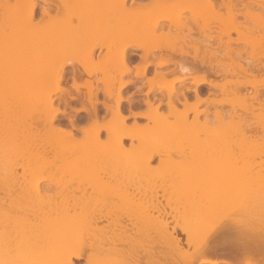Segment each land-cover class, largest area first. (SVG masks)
<instances>
[{
    "label": "bare ground",
    "instance_id": "6f19581e",
    "mask_svg": "<svg viewBox=\"0 0 264 264\" xmlns=\"http://www.w3.org/2000/svg\"><path fill=\"white\" fill-rule=\"evenodd\" d=\"M84 1L82 0V3ZM86 1L87 2L82 5H86L85 7L87 9L88 7L91 9V6L93 7L95 5L94 7L96 10L100 11L103 7L96 6H105L107 2L114 3L115 0ZM184 1L186 0H151L148 3H143V8L146 10L150 8L151 10L147 12L149 15L144 14L143 18L139 19L138 16H134V13L133 15L131 14V16H127L129 15L128 13H130L129 11L132 7H130V10L128 9L127 11L126 0H118L117 7L119 6V9L117 7L116 8L119 11H116L118 13H116L117 16L116 14L113 15L108 12L106 13V11H104V13L107 15L103 13V16L101 15V12H98L99 14L96 16L95 13H92L93 9L95 12V8H92V11L88 9L89 12L91 11L89 13L83 6L85 8L84 11H86V14L88 13L89 16L87 15L88 19L87 17L81 18V21H83H80L82 23L80 26H73L72 24L70 26V21L68 23L66 21L64 26L59 23L53 25L49 20L41 25L42 30H45L48 27L52 28L53 26L59 28L64 27L60 32L58 31L56 34H53V36L55 35L54 37L58 34L57 38H54L56 43H54L55 41H52L55 46L57 45L59 47L62 45L65 47L67 46L66 48H68V46L72 47V45L77 46L78 44V46L94 45L109 48V53H107L109 55L104 57V61H106V63L108 62L109 66L111 63L114 64L112 65L114 67H110L112 70L114 69V72L107 76L106 69L109 71V67H106V69L103 68V66L98 67L100 63L97 65L98 69L97 67H91L90 65L87 66V62L92 59L94 49L79 50L80 53L81 51L84 53V55L83 53L79 55H83V59L85 58L84 61H86L87 64H85L84 67L87 69L89 74L91 73L90 68H93L94 70H101L105 73V77H102V79L99 80L103 81L102 83L105 84V88L103 87L104 90L103 88L102 90L103 92L105 91V95L108 94L106 97L110 95L111 98L113 94L112 90L115 91L116 89V93H114L116 94L114 100L116 101L115 106L113 105L114 108L112 106L114 103H110V105L105 99V101L102 102L107 114H112L111 118L107 121L104 120V116L100 115L97 109V104H95L96 102L93 103V98H90L93 97V95L88 97L89 102H91V108H86L84 106L89 118L93 120L96 127L112 129V135L111 137H107L104 146L93 152L96 154V160L95 172L92 180L90 181L91 183L102 184L103 181L100 180L99 176L102 172H116V175H129L131 172V175H133L135 171L137 174L139 169L140 171H143L141 168H145V172L149 170L148 168L150 167L151 161L156 155H163L162 150L153 149L150 153L143 154V156L139 158L140 160L137 159L130 164L125 162L124 155H127L134 148L138 147L133 145L128 147V145H126V140L138 139L140 147L147 149L150 148V138L148 139L147 136L145 137V135L143 136L142 134H133V132L130 133L129 130H131V128H129L126 124L127 119L130 116H133L135 119L138 117H146L149 119L154 117V119H163L160 117L167 118L168 114H174L184 119L187 118L191 112H193L196 125L195 128L202 130H195V128H193L194 130L192 129V132H190L191 134H189V136L192 138L190 154L192 156L190 160L187 161L186 159L180 167V171L190 172L193 169V160H195L199 155L205 156L210 153V150L214 148L213 142H215V139L216 141L218 139H220V141L222 140V134L224 133L222 132V126L226 115L224 104L226 103L227 97L231 93L242 92V89L246 88L247 82L245 81V78L247 80V76L253 75L254 71L260 68L259 65H253L250 67L240 61L241 56L244 54V48L239 49L233 46V43H238L240 38H232L231 32L236 31L239 34H242L244 31H251L250 23L253 16V9L256 6L259 7L261 13L260 16L264 19V8L261 4L256 3L255 0ZM198 1H200V3H198ZM29 2L30 0H25L23 3L29 4ZM31 3L34 4L33 2ZM76 3H78V1ZM171 3H178L184 7L176 10H168V12L163 15H159L161 10L160 7H153L155 5H167ZM63 6V10H67L68 7L65 6V4H63ZM109 8L108 11L111 12V8L110 10ZM45 9L49 14L50 11H48L46 7L44 10ZM72 9L75 10V6ZM114 9L115 8L113 7V10ZM70 10L69 12L66 11L67 14L73 12V10L71 12ZM77 10L78 9L74 12ZM133 10H135V8H133ZM84 11L81 13H85ZM187 11L191 14L187 15ZM124 12L125 14H123ZM93 14L97 17L96 20H94ZM240 17H243V20L240 19ZM25 18L29 24H33L31 15L26 13ZM49 18H51V16ZM166 20L169 21V24L165 22ZM35 24L36 23H34V25ZM83 25H85V27ZM145 25H148V27L145 28ZM262 25L264 24L260 23L259 28H262L263 30L264 28ZM79 27L80 31L78 32L77 30H79ZM81 27H84V31L82 32L81 30H83V28L81 29ZM176 28L179 30L178 33H176L178 35L174 34V31L172 32V29ZM80 33L83 35L81 34L80 36ZM193 33H199V36L195 37L193 36ZM71 34L73 36H71ZM59 36L61 37L59 38ZM52 38L53 37H50L49 39L51 40ZM165 38H172L174 41L176 40L178 42L183 41V43L187 44V46L189 44L188 41H190L192 45H189V47L191 46V48H193V52L191 53L192 50H183L185 48L180 50V52H178L182 57H180V61H175L172 57L168 60H161L160 62L149 60L150 55L153 53L148 47H151L152 44H158L157 46H160L161 44L158 42H161L162 39L166 40ZM44 39L45 41L47 40L45 43L53 45L48 38ZM261 41L264 43L263 34L261 36ZM171 43L166 44L171 47ZM115 45L120 48L119 50L112 52V49H110L109 46ZM180 46L182 45L180 44ZM138 47H144L143 49L146 50H144V53L140 55L142 62L133 66L128 61L130 57L128 56L129 49ZM172 48L174 49V45ZM58 50L60 51L59 54L61 53L58 56L59 58H62L61 60L58 58L57 63L58 65H63V67L65 61L69 59L73 60L74 57L76 59L77 56L80 57L79 55H74L76 53L74 52L75 50H72L74 54H72L73 52L71 53V49H63V53L60 48ZM72 55H74V57ZM68 56L72 58H67ZM188 56L191 57L192 60L188 59ZM64 58L67 60H63ZM106 58L110 59L107 60ZM114 60H118V62L114 63ZM169 63H175L176 67L174 70L180 73V76L176 77L173 81L165 80L163 82H159L156 80V77H154L148 79L146 82H142V86L137 81L140 76H146L149 66L156 65L157 67H161ZM63 69L64 68L60 69V80H62ZM133 69H136V76H139L138 79L123 81L121 76L123 78L124 74L132 72ZM155 72L156 75L159 74L157 70H155ZM168 72L169 71L162 73L163 79H165ZM117 74L120 78H117ZM220 76L223 77L222 80H218L216 78ZM176 82L181 85L176 86ZM113 85L115 86V89H112L114 88ZM130 85L135 86V94H146L147 97L146 99H142V102L147 107L145 112H134L131 109L129 116L124 113L122 108V103L127 99V97H123L122 91ZM86 86L89 87V95L92 94V83L89 84L87 82ZM76 88L79 91L80 85L78 83ZM157 88H164L167 92L156 93L152 98H150V93H154ZM219 94L221 97H219ZM95 95H97L96 92ZM250 99L252 112L255 109L264 107L263 90L254 91L253 94L250 95ZM127 100H129L130 106L134 103L130 96ZM96 101L97 103L99 102L98 99ZM204 103L208 105L207 107L201 109L200 106ZM164 104L168 106V114L160 112V108ZM180 105L182 107H180ZM212 105L214 106V110L211 109ZM33 111L34 110H26L21 120L20 137L22 146L17 149V152L10 153L8 150L6 151V149H2L0 147V161H3L1 162V166L4 163L5 166L7 165V168H5L6 174L4 176H0V190L5 192V196H0V210H2L6 205L8 206V209H12V224L10 226L12 229H15L18 221L21 225L28 226L36 223L39 219V216L35 212L29 213L25 210L23 197L26 186H31L33 194L39 195L40 199L45 202H52L55 201L57 197H62L60 192H48L47 194L40 193L39 185L41 182H47V176L44 172H41L39 176L35 175V153L33 152V149L35 148L40 152H55L57 148L55 144L50 142L37 143V140L42 135L43 130L39 127H33ZM202 115V120H204L200 121V117ZM81 120L83 121V119ZM57 122L54 125L55 127H64V125ZM88 123L89 120L85 122V125H80L82 124L81 122L77 123L75 129L73 130V135L75 136ZM136 123L137 122L134 123V126ZM200 131L207 132L210 137L200 138ZM213 131H216V136L214 134V138L211 137ZM151 134L152 133H150V135ZM87 138L88 137H85L84 140H89V138ZM212 138L214 140H212ZM81 144H85V141ZM16 168H22V173L17 174L15 172ZM151 169L152 167H150V170ZM219 178L220 177H217L216 180ZM169 186L172 190L177 189V187L171 185V183ZM107 188L116 195H122L123 198H126L129 202L134 204L137 210L126 213V218L122 224L117 226L113 222V227L116 229V240H114L109 247H103L94 237L96 233L103 231L108 225L90 223L82 227L73 239L72 244L63 247L59 257L61 264H79L78 260L82 259H84L85 264H98V261L100 260L105 261L106 264H163L165 261L166 262L164 264H264V239L254 235L248 236L247 233L245 234L247 228L244 232L242 231V228L237 225H235V227H231V225L229 227H227V225H224V227L219 226L220 228L216 231L213 229L214 237H210V239L206 241H204V239V242L200 241L197 243L195 241V243L194 239H192L190 229L180 222L178 216L176 215V208L171 207V197L164 193L159 195L158 192H155L150 195V204H136L138 192H119L114 187ZM238 190L239 188L237 191ZM193 191L194 188L191 192ZM177 200L178 199L174 200L175 204L178 203V206H184V208L186 207L185 205H182L181 202L179 203V200ZM188 206L190 205H187L186 208H188ZM167 208H169V211ZM19 209L25 211H20ZM53 210L52 205L49 204V211L51 212ZM63 211H65L63 212L65 217H71L78 214L75 208L65 207ZM172 222L175 223L173 226L170 225ZM179 229L183 234L187 235L186 242H184V240L177 234V230ZM154 234H156L158 238L163 239V242H159L158 240L157 242L158 244L160 243L163 245V247L160 245V248L168 250L170 256H168L167 250L165 252L164 249L162 250L163 252L159 251V249L157 250V242L155 240H153L155 243L150 240V244H148L146 248L144 247L143 250L141 249L142 252L140 248L138 249L137 244L142 243V239L148 240L149 238H152ZM58 240H61V238L57 236H53L50 239V245L53 249L59 245L57 244ZM186 246L188 248H186ZM190 246H193L192 250H190ZM165 253L167 254L165 255ZM12 254L13 252L11 249H6L3 252L5 259L11 258ZM162 257L164 259H161ZM0 264H3V261H0Z\"/></svg>",
    "mask_w": 264,
    "mask_h": 264
},
{
    "label": "rangeland",
    "instance_id": "374dc122",
    "mask_svg": "<svg viewBox=\"0 0 264 264\" xmlns=\"http://www.w3.org/2000/svg\"><path fill=\"white\" fill-rule=\"evenodd\" d=\"M24 1L23 0H21V1H18V0H0V5H3L6 3H23ZM77 1H78V3H76ZM107 1H110V0H107ZM117 1L118 0L114 1L116 7L118 4ZM150 1L151 0H126L127 11L130 7H132L131 10L129 9L130 10L129 11L130 13H128L129 15H127V14L126 15L131 16V14L133 15V13H134V16L135 15L138 16L139 19L143 18L144 14L149 15V14H147V12H149L151 9L149 8L146 10L145 8H143L144 6L142 4L148 3ZM186 1H188V0H186ZM186 1H184V2H186ZM190 1L194 2L195 0H190ZM255 1H256V3L261 4L264 8V0H255ZM31 2H33L39 8V12H36L34 10V14L36 15L37 19L35 21H33V24L36 23L37 26L42 24V23L44 24L48 20L53 25H56L57 23H59V24H63L62 26H64L66 24V21H67V23L70 21L69 22L70 26H71V24L73 26H75V25L80 26V24H82L81 22L83 21V20L81 21V18H86L88 15V13L86 14V11L88 9L91 10L92 8H95L94 7L95 5L93 7L91 6V9L89 7L87 9L85 7L86 5L85 6L82 5V4H85V2H87L86 0L83 3H82V0H30L29 3L32 4ZM111 3H112V5H114L113 2H111ZM111 3L107 2L105 6H107L108 4L111 5ZM198 3H200V1H198ZM25 4H28V3H25ZM63 4H65V6H67L69 9L67 8V10L66 9L63 10L64 9ZM81 5H82V7L84 6L86 8V11H84V9H85L84 7L82 9ZM74 6H75V10L78 9L76 11L77 13L74 12L75 10L72 9V8H74ZM45 7L50 12L48 14L47 20L41 21L39 19L40 18V12H43ZM116 7H114L115 8L114 10H113V7H110L111 12L108 11L109 7H105V8L103 7V9H101L100 11H97L95 8V12L93 9L92 13H95V15L97 16L99 14L98 12H101L102 14L101 13L100 14L103 15L104 11H106V13L108 12L109 14L111 13L114 15L117 13L116 11L119 9L118 8L119 6L117 7L118 9ZM70 8H71V10H70ZM110 8H109V10H110ZM133 8H135V10H133ZM155 8H157V7H155ZM160 9L161 10L159 12V15L160 14L163 15L166 12H168V10H171L169 8H166V7H160ZM69 10H70V12L73 10L74 13L71 12L70 14L69 13L67 14V12H69ZM89 10H88V12H89ZM102 10H103V12H102ZM83 11L85 13H81ZM26 13H27V11H26ZM117 14H116V16H117ZM123 14H125V12ZM186 14L190 15L191 13L189 11H187ZM260 14H261L260 9L258 6H256L253 9V16H252V20L250 23L251 31H244V32H242V34H239L236 31L231 32L232 38H235V39L240 38L238 43H236V42L233 43V46L235 48H239V49L244 48V54H243V56H241L240 61L244 64H247L250 67H252L253 65H259L260 68L258 70H255L253 75L247 76V80L245 78V81L247 82L246 88L242 89V92L231 93L227 97L226 103L224 104V110L226 112V115H225L224 124L222 126V129H223L222 132H224L222 134L223 135L222 138L219 134V136L222 140L220 141V139H218L216 141V139H215V142H213L214 148H212V150H210V153L206 154L205 156L199 155V156H197V158L195 160H193V169L195 167H197L198 165H201V164L207 165L211 169L215 186L219 187L222 190V192L224 193L227 202H226V206L224 207V209L221 213L216 215L213 219H211L207 223H205L203 225L199 224L197 222L195 216L192 214V212L189 208L190 206H188V208H186L187 206L184 208V206L183 207L178 206L177 205L178 203L175 204L174 200H176V199H178L179 201L178 200L177 201L180 203L181 191H180V189H178V187L174 183L172 184V182L169 179H167V175L170 172L180 171V167H181L182 163L185 162L186 159H187V161L191 159L192 155L190 154V151H191L190 147L192 146V142H191L192 138H190L189 134H191L190 132H192V129L196 127L195 121H194V113L191 112L187 116V118H184V119L182 117L174 115V114L169 115L168 114L169 113L168 106L164 104L160 108V112L163 114H168L167 118L160 117L163 119H159V118L155 117L157 119H154V117H151L153 119H151V118L149 119L146 117H138L137 119H135L133 116L131 117L129 115L131 109L134 112L135 111L145 112L147 106L143 104L142 99H146L147 96L145 93H142V94L136 93L135 94L134 91L136 89H135L134 85H130L127 88L123 89V91H122L123 97L125 96L128 99L130 96L134 102L131 104V106H130L129 100H127V99L122 103V108L124 110V113L126 115L130 116L127 119L126 124L129 128H131V130H129L130 133L131 132H133V134L138 133V134H142L143 136L145 135V137L147 136L148 139L150 138L149 139L150 140V143H149L150 148L147 149V148L140 147L139 146L140 142L138 139L126 140V145H128V147H130L131 145L138 146V147L134 148L127 155H124V160L127 164H130L137 159L140 160L139 158L141 156H143V154L150 153V151H152L153 149L162 150L163 155H156L155 156V158L153 160H155L156 163L153 164L152 163L153 160L151 161L150 167H152V169L150 170V167H149L148 168L149 170H147L149 172H147V171L144 172V170H146V169L141 168V170H143V171H140V169H139L138 173L136 174V171H135V173L133 175H131L132 174L131 172L129 175L128 174H125V175L117 174L116 175L115 174L116 172H112L113 174L110 172L109 173H103L102 172L99 174L100 180L103 181L102 184L106 185L107 187H114L119 192H138V198L136 200L137 201L136 204H140V203L150 204L151 203L150 195L154 194L155 192H158L159 195L164 193L167 196L171 197V199H172L171 207L176 208V215L178 216V219L180 220V222L182 224H184L188 229H190L192 239H194V242L196 241L197 243L200 241H203L204 239H205L204 241H206V240H209L210 237L211 238L214 237L213 229H215V231H216L218 228L224 227V225H227V227H229L230 225H231V227H233V226L235 227V225H237V226L241 227L242 231H244V232L247 228L245 234L247 233L248 236L254 235V236L262 237L264 239V199H262L261 183H260L261 176L264 175V107L259 108V109H255L252 112L251 99H250V95L253 94L254 91H256V90H263L264 91V43H262V41H261V36H262V34L264 35V33H263L264 29L262 30V28H259L260 23L264 24V19L261 18ZM95 15L93 14L94 20H96V18H97ZM105 15H107V14H105ZM0 16H2V8H0ZM50 16H51V18H49ZM25 17H26V14H25ZM87 19H88V17H87ZM240 19L243 20V17H240ZM165 22L167 24H169L168 20H166ZM67 25H69V24H67ZM67 25H66V27H67ZM83 26L85 27V25H83ZM84 27H81V29L83 28V30H81V32L84 31ZM262 27L264 28V25H262ZM62 28H64V27H61V28L56 27V26H53L52 28L48 27L45 30H42V35L39 37V39L45 45H48V43H45L47 40L45 41V39H44V38H48V40L51 42V44H53V45H48V46L57 48V50L60 48L61 52L63 51V49H69V50L71 49L70 50L71 53L73 52L72 50H75L74 52H76V53L75 54H74V52L72 53L74 55H79V54L83 53L82 51L80 53L79 50H81V49L82 50H84V49H90V50L92 49L93 50L94 49L92 59L89 62H87L88 64L86 63V61H84L85 58L83 59L84 53L82 56L79 55L80 57L77 56L76 59H75L74 55H72L74 58L71 61L74 62L75 67H73L70 64L64 63V67H63L64 69H63V74H62V80L64 81V83H67L66 80L70 74V70H73L74 75L79 78L78 84L80 85V89L78 91V89L76 88V91H77V94L80 96V104L83 108H84V106L86 108L87 107L91 108V104H90L91 102H89L88 97L92 96V95H93V97H90V98H93L92 99L93 103L96 102L95 104H97V108H99V109L103 106V104L101 102L105 101V100H107L106 102H108L109 104L114 103V104H112V106L113 105L115 106V102H116V101H114L115 95H116V94H114V93H116L115 92L116 91L115 86L113 85L114 88H112V89H115V91L112 90L113 94H112L111 98H110V95L108 97H106V95H108V94L105 95V91L103 92V90L105 88L104 87L105 84L102 83L103 81L99 80V79H102V77L103 78L105 77L104 76L105 73L101 70H97L98 67H102V66L105 69H106V67H109V68L114 67V66H112L114 64L111 63V65L109 66L108 62L106 63V61H104V57L109 55V54H107V53H109L108 52L109 48L101 47V46H94V45L78 46V44H77V46H73V45H72V47L68 46V48H66L67 46L65 47L62 45H61L62 47L61 46L58 47L57 45L55 46L54 43H56V41L54 38H57L58 34L56 35V37H54L55 35L53 36V34H56L58 31L60 32ZM78 29L79 30H77V31L79 32L80 27ZM175 31H177V32H175ZM178 31L179 30H177V28L172 29V32L174 34L178 33ZM81 34L82 33H80L79 35L81 36ZM76 35H78V34H76ZM176 35H178V34H176ZM71 36H73V35L71 34ZM173 36H175V35H173ZM193 36L198 37L199 33H193ZM50 37H53V38L50 40L49 39ZM60 37L61 36H59V38ZM165 39L166 40L162 39L161 42L160 41L158 42L161 44V45L159 44L160 46H157L158 44L157 45L152 44L151 47H148L149 49L152 50V53L155 54V55H153V54L150 55L149 60H153L155 62H157V61L160 62L161 60L162 61L168 60L172 57V59H174L175 61H180L181 55L178 53V52H180V50L185 48L183 50H186V51L192 50L191 53L193 52V48H191V46L189 47V45H192L190 41H188L189 44L187 46V44L183 43V41L178 42L175 40L176 41V43H175L174 39H172V38H165ZM52 41L53 42L55 41V42L53 43ZM50 42H49V44H50ZM156 43H157V41H156ZM166 43H168V44L171 43L170 44L171 47L168 46V44H166ZM180 44L182 46H180ZM173 45H174V49L172 48ZM109 47H110V49H112V52L115 50H119V48H120L119 46H116V45L115 46H109ZM143 48L144 47L129 49L128 56H130V57H129L128 61L131 65L134 66L135 64L137 65L138 63L142 62L140 55L144 53V50H146ZM58 52H60V51L58 50ZM65 55H67V54H65ZM70 56H68L67 58H69ZM184 56H186V55H184ZM58 58H59V56H58ZM61 58H59V59L61 60ZM65 58L63 60H67ZM70 58H72V57H70ZM187 58L192 60V58L189 56ZM109 59H107V60H109ZM223 60H225V59H223ZM85 64H87V66L90 65L91 67H97V65L99 64L96 70H94L93 68H90L91 73L94 74L95 72L98 71L99 75H92L90 77V74L87 71H85V67H84ZM103 64H105V65H103ZM106 64H108V65H106ZM175 67H176L175 63H169V64H167L165 66H161V67H157L156 65L149 66L146 76L145 77L144 76H140V77L138 76L139 80H137V81L141 84V86H142V82H146L148 79L154 78V77H156V80L159 82H163L165 80L166 81H173L176 77L180 76V73L174 70ZM111 68L109 69V71H108V69H106L108 71V73L106 71V76L111 75L112 72H114V69L112 70ZM133 68H135V67H133ZM155 70H157L159 72L158 75H156ZM167 71H169V72L165 76V79H163L162 73L167 72ZM138 77L136 76V69H133L132 72H129L128 74H124L123 78L121 76V79H123V81H127V80L138 79ZM117 78H120V76L118 75ZM216 78L218 80L223 79L222 76L216 77ZM116 80H119V79H116ZM87 82L89 84L92 83V85H93L92 86V94H90V95H89L90 91L88 90L89 87L86 86ZM115 85H116V82H115ZM179 85H181V84L176 82V86H179ZM102 88H103V90H102ZM81 89H83V91H81ZM98 91H99V94H98ZM95 92L97 95H95ZM159 92L166 93L167 91L164 88H157L154 93H150V98H152L154 94L159 93ZM219 97H221L220 94H219ZM96 98L99 101L98 103L96 101L97 100ZM127 104H128V108L126 106ZM207 105L208 104L204 103L200 106V108L203 109V108L207 107ZM114 106H113V108H114ZM180 107H182V106L180 105ZM211 109L214 110L213 105L211 106ZM71 110L77 111L76 109H71ZM110 114L111 113L107 114L105 109H102V110L100 109V115L104 116L105 121H107L108 119L111 118L112 114L111 115ZM189 116H190V118H189ZM202 118H203V115L200 117V119H201L200 121L204 120V119L202 120ZM81 119H83L84 123L81 120L82 124H80V125H85V122H87L86 117L82 116ZM146 119H147V123H144V121ZM135 122H137V123L134 126ZM57 123H60V124L65 126L66 122L63 119V117L61 116V118L58 120ZM140 129H141V131H140ZM195 130H202V129L195 128ZM218 132H219V130H218ZM147 133H149V134H147ZM150 133H152V134L150 135ZM214 134L216 136V131L212 132L211 137L214 138ZM199 137L200 138H206V137H210V136L207 132L200 131ZM88 138H89V140H84L85 144H83V145L86 146L83 149L84 154L93 153L96 149L102 148L104 146L105 141L107 140V136L104 138V140L102 142H97L95 140L94 136L88 137ZM213 138H212V140H214ZM82 141H80V143H84V141L83 142ZM0 147L2 149H5L2 142L0 143ZM17 149L18 148H17L16 144L13 143V145L10 147V149H8V151L10 153H16ZM217 152H219V155H217ZM188 156H190V157H188ZM1 162H3V161L2 160L0 161V176H4L6 174L5 168H7L6 167L7 165L5 166V163H4L1 166ZM114 163H115V161H114ZM126 163H125V165H126ZM22 171H23V169L19 168V174H21ZM139 173H140V175H139ZM65 174H66V170H61V175L63 176ZM217 177H220V178L218 180H216ZM71 180H72V182H73V180H75V182L78 184L82 183V181H80L76 177H69L68 182L71 183ZM170 183H171V185L177 187L178 190L177 189L172 190V188H170V186H169ZM238 188H239V190L237 191ZM50 192H55V191H50ZM192 195L193 196L196 195L195 188H194V191L192 192ZM200 195L202 197L207 198V193L203 189L201 190ZM0 196H5V192L0 190ZM6 204H8V203H6ZM6 207L8 208L7 205H6ZM167 210L169 211V208H167ZM11 211H12V209H11ZM63 212H65V211H63ZM170 219H171V217H170ZM174 224H175L174 222L170 223L171 226H173ZM177 234L184 240V242H186V239H187L186 234H183L180 231V229L177 230ZM208 235H211V236H208ZM156 236L157 235L154 234L152 236V238H149L148 240L142 239L141 240L142 243L137 244L138 249L140 248V250L141 249L143 250L144 247L146 248L147 245L150 244V242L153 240H155L156 242H157V240L159 242L160 241L163 242L162 238H158V236L157 237ZM60 242H62V241L58 240L57 244H60ZM160 245L163 247L162 244H160V243L158 244V242L156 243L157 250L159 249V251H162L164 249V252H165L167 249L165 250V248H163V249L160 248L161 247ZM186 248H188V247L186 246ZM192 249H193V246H190V250H192ZM142 250H141V252H142ZM167 252H168V250H167ZM166 254L167 253H165V255ZM168 256H170L169 252H168ZM163 257H164V255H163ZM163 257L161 259H164ZM162 262H163V260H162ZM78 263L79 264H85V261H84V259L78 260Z\"/></svg>",
    "mask_w": 264,
    "mask_h": 264
},
{
    "label": "snow or ice",
    "instance_id": "6c2138e0",
    "mask_svg": "<svg viewBox=\"0 0 264 264\" xmlns=\"http://www.w3.org/2000/svg\"><path fill=\"white\" fill-rule=\"evenodd\" d=\"M153 7L176 10L184 6L171 3ZM0 8V142L6 151L13 143L17 148L21 147V120L26 110H34L33 127L43 130L37 143L50 142L57 148L55 152L33 149L35 175L39 176L44 172L47 176V182L39 185L40 193L55 191L62 194L55 201L45 202L39 195L33 194L31 186L25 187V210L39 216L38 221L32 225L23 226L18 221L15 229H12L11 210L6 206L0 210V261L3 264H61L59 257L63 247L72 244L82 227L90 223L108 225L94 237L103 247H109L116 240L113 222L117 226L122 224L126 213L137 209L134 204L122 195L114 194L105 185L90 182L95 172L96 154H84L86 146L80 141L94 136L97 142H102L106 136L111 137L112 129L96 127L81 106L80 96L76 91L79 80L77 76H69L67 83L59 79L63 65L57 63L58 50L39 39L43 23L38 26L29 24L25 18L27 11L31 20L35 21L37 18L33 12H39L38 6L30 3H6L0 5ZM47 18L48 12L45 9L40 12L39 19L45 21ZM116 62L118 60H114ZM64 63L75 67L71 60ZM92 75H99V72L90 73V77ZM61 116L66 123L64 127L57 128L54 125ZM82 116L89 123L74 136L73 130L81 122ZM144 123H147V119ZM152 163L155 164L156 161L153 160ZM61 170H66V174L62 176ZM15 172L19 174V168ZM69 177H76L82 183L78 184L75 180L69 183ZM167 179L180 189L181 204L190 205L192 214L201 225L221 213L226 206V197L215 186L212 171L207 165H198L190 172L172 171ZM260 183L264 199V175L261 176ZM193 188L196 190L195 196L191 192ZM202 189L207 193V198L200 195ZM49 204L54 209L51 212ZM65 207L75 208L78 214L65 217ZM53 236L60 237L62 241L55 249L50 245ZM6 249L12 250L11 258H4L3 252ZM98 264L106 262L100 260Z\"/></svg>",
    "mask_w": 264,
    "mask_h": 264
},
{
    "label": "flooded vegetation",
    "instance_id": "af4514ba",
    "mask_svg": "<svg viewBox=\"0 0 264 264\" xmlns=\"http://www.w3.org/2000/svg\"><path fill=\"white\" fill-rule=\"evenodd\" d=\"M73 75H74V71H73V70H70V74H69V76H73ZM69 76H68V77H69ZM68 77H67V79H68ZM66 82H67V80H66ZM102 102H103V101H102ZM102 102H101V103H102ZM126 106H127V108H128V104H127ZM97 109H98V111H99V113H100V109L102 110V109H105V108H104V106H102L100 109H99V108H97ZM105 110H106V109H105Z\"/></svg>",
    "mask_w": 264,
    "mask_h": 264
}]
</instances>
